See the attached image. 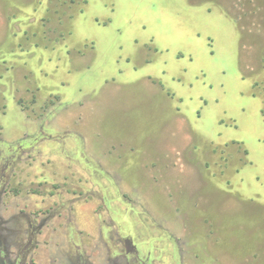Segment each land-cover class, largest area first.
Segmentation results:
<instances>
[{
	"label": "rangeland",
	"instance_id": "obj_1",
	"mask_svg": "<svg viewBox=\"0 0 264 264\" xmlns=\"http://www.w3.org/2000/svg\"><path fill=\"white\" fill-rule=\"evenodd\" d=\"M0 178L15 214L84 178L95 264L121 235L155 264H264V0H0Z\"/></svg>",
	"mask_w": 264,
	"mask_h": 264
},
{
	"label": "flooded vegetation",
	"instance_id": "obj_2",
	"mask_svg": "<svg viewBox=\"0 0 264 264\" xmlns=\"http://www.w3.org/2000/svg\"><path fill=\"white\" fill-rule=\"evenodd\" d=\"M51 168L52 167H50L49 170ZM84 170L87 171L88 169L81 168L80 172ZM45 185L50 188L52 194L46 196L40 195L38 191L34 192L33 196L35 197V200L32 202V207L36 206V209L31 212L20 210L15 214L12 211H8L7 206L9 201H3V193H0V264H52V253L65 242L72 248L73 254L72 262L70 264H95L94 260L91 258L93 256L89 255L88 251H86L87 245L85 243V236L87 235V230L77 225L72 226L69 221L72 217L75 218L78 212L77 208L72 205V203L78 202V198L82 199V196L87 193L86 181L84 178H74L67 180L61 185H57L53 179H46L44 181H40L39 179L36 182L37 188ZM52 187L56 190L54 193L51 190ZM43 199H46V202L52 203V206L54 207L50 206L47 210L41 211L39 207H41L40 203H45L43 202ZM40 200L42 202H40ZM54 202L63 204L64 206H59L61 209L56 211L55 207L58 205L55 206ZM6 203L7 206H4ZM67 209L70 211H67ZM8 212H10L12 218H24L28 223L26 232L22 231L19 236V241L12 244L14 245L13 248H11V243H9V237L11 238V234L7 228L8 216L6 214ZM55 213H57V216ZM62 217L64 221L60 220L56 223L54 220ZM51 218H54L53 220L55 224H53V221H50ZM58 232L65 235L67 241H64V238H61L58 242L55 241L53 243L54 237L56 234L58 235ZM101 233L102 235L106 234L103 232V228ZM115 234L120 235L121 230L118 229ZM45 235H48L47 238ZM129 237V235H121L120 241L122 247L118 249L115 248L114 250L118 263L121 261V264H155L152 259L154 252L152 245L150 247L149 245H144V249H141L138 247V244ZM145 249L147 252L141 251H145ZM31 252L32 257L29 258Z\"/></svg>",
	"mask_w": 264,
	"mask_h": 264
},
{
	"label": "crops",
	"instance_id": "obj_3",
	"mask_svg": "<svg viewBox=\"0 0 264 264\" xmlns=\"http://www.w3.org/2000/svg\"><path fill=\"white\" fill-rule=\"evenodd\" d=\"M81 142H83V141H81ZM175 144H176L175 146L178 145V143H175ZM181 144H182V141H181ZM98 153L100 154V150L98 151ZM98 160H100V159H98ZM101 162H102V159H101ZM70 165H71L70 166L71 169H72V167H75L76 168V165H79V167L81 166V168H85L84 166H86L85 162H81V161H78L75 164H73V162H70ZM81 168H80V170H81ZM103 183H104V185H103ZM96 184L99 185V186H106L107 188L104 190V192L105 193H109L110 196H112V195L117 196L116 188L122 186L120 184H111V183H109L106 180V178L103 180V182H99L98 181V182H96ZM105 195H107V194H105ZM103 227H104V225H103ZM103 232H105V231L103 230Z\"/></svg>",
	"mask_w": 264,
	"mask_h": 264
}]
</instances>
